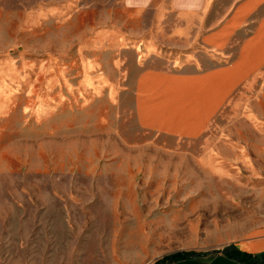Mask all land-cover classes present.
Returning a JSON list of instances; mask_svg holds the SVG:
<instances>
[{
	"label": "rangeland",
	"instance_id": "1",
	"mask_svg": "<svg viewBox=\"0 0 264 264\" xmlns=\"http://www.w3.org/2000/svg\"><path fill=\"white\" fill-rule=\"evenodd\" d=\"M172 4L0 0V264H239L264 235V19L231 67L136 87L234 56L183 51Z\"/></svg>",
	"mask_w": 264,
	"mask_h": 264
},
{
	"label": "crops",
	"instance_id": "2",
	"mask_svg": "<svg viewBox=\"0 0 264 264\" xmlns=\"http://www.w3.org/2000/svg\"><path fill=\"white\" fill-rule=\"evenodd\" d=\"M172 2L174 17L176 15L178 20L174 32L176 34L179 33V43L185 45L182 48L183 51H194L196 50L195 47H197L202 49V51L215 55L223 51L234 52V56L230 61V65L216 70H202L201 73L188 71L181 75H172L164 71L143 70L137 77L136 87L139 78L148 72L190 79L204 77L211 72L231 67L239 61L244 45L255 36L261 21L264 19V0H172ZM158 15H160L158 19H161L162 9L158 12ZM206 19L223 22L210 27L201 22ZM189 20L195 21L192 28L188 23L184 22ZM245 20L257 22L250 28L242 25V21ZM232 31H235L233 36L231 35ZM147 44L154 48L151 42H147ZM263 64L264 62L256 69L247 72L240 80L258 71ZM140 125L144 126L141 123ZM151 129L158 130L155 128ZM246 246L240 250L255 256L259 262L264 263V235L257 237Z\"/></svg>",
	"mask_w": 264,
	"mask_h": 264
},
{
	"label": "trees",
	"instance_id": "3",
	"mask_svg": "<svg viewBox=\"0 0 264 264\" xmlns=\"http://www.w3.org/2000/svg\"><path fill=\"white\" fill-rule=\"evenodd\" d=\"M207 255L209 256V254L200 255L194 253L176 254L165 257L160 261H157L155 264H181L187 262L196 263V261L200 260L199 258H206L208 257ZM221 255L228 259L234 260L239 264H264L259 262L255 256L237 250L235 246L228 247L221 253Z\"/></svg>",
	"mask_w": 264,
	"mask_h": 264
}]
</instances>
